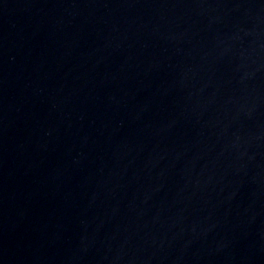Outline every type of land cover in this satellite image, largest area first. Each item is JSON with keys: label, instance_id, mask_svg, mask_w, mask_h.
Wrapping results in <instances>:
<instances>
[{"label": "water", "instance_id": "1", "mask_svg": "<svg viewBox=\"0 0 264 264\" xmlns=\"http://www.w3.org/2000/svg\"><path fill=\"white\" fill-rule=\"evenodd\" d=\"M0 264H264V0H0Z\"/></svg>", "mask_w": 264, "mask_h": 264}]
</instances>
